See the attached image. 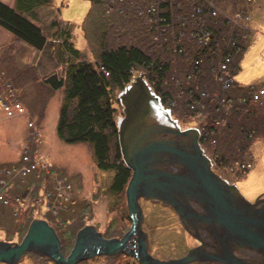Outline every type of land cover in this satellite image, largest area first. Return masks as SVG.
I'll return each mask as SVG.
<instances>
[{"label":"rangeland","instance_id":"1","mask_svg":"<svg viewBox=\"0 0 264 264\" xmlns=\"http://www.w3.org/2000/svg\"><path fill=\"white\" fill-rule=\"evenodd\" d=\"M32 1L34 9L24 15L47 37L48 45L43 50L0 26L1 242L22 244L30 221L45 220L58 233L67 257L75 248L78 234L86 227H97L106 239H123L132 227L127 192L111 191L115 171L98 166L90 143L68 144L60 137L58 128L62 109L68 104V87L66 83L56 90L48 82L53 77L66 82L68 72L81 62L99 69L103 51L123 46L142 49L159 63L158 70L169 64L162 86L171 92L175 103L164 107V113L175 123L167 121L164 114H159L155 122L180 126L183 131L196 127L193 130L199 132L200 146L219 174L238 184L247 201L253 202L264 194V0H169L167 6L166 0H98L96 3L51 0L45 4ZM0 2L16 8L18 4V0ZM162 3L168 7L165 11L172 9L174 15H185L190 24H182L184 18L170 28L153 24L159 18L157 13L159 9L162 11ZM180 5L184 6L182 13ZM199 5L206 13L203 14ZM209 18L217 24L215 33L207 26L211 25ZM240 20L241 24L237 23ZM159 21L167 20L159 18ZM175 26L182 31L185 28L190 37L177 38ZM152 27L155 31H151ZM149 28L150 35L146 33ZM235 33L237 43L232 37ZM217 35L223 45L214 43L213 37ZM198 36L208 46L216 45V54L209 50L207 56L200 58L201 65L196 66V57L201 53ZM236 55H240V61L235 71ZM105 72L109 77L110 72ZM154 72L147 67L132 70V80L126 89L141 80L154 96L168 103V97L161 98L160 94L164 93L154 89L149 81V74ZM230 90L235 91L236 97ZM124 92L117 87L111 93L116 124L127 117L122 100ZM192 95L197 96L198 104L190 101ZM174 105V109L169 108ZM193 105L199 107L193 110ZM251 125L253 128H249ZM252 129L257 132L253 133ZM230 133L234 136L226 140ZM205 136L212 143L202 145ZM237 162L252 165L251 172H242L243 167L238 170ZM88 181H92V186ZM141 201L146 215L141 226L149 233V252L155 259H180L201 245L184 230L172 208L163 202ZM134 240L130 249H135ZM245 251L253 253L252 260L236 254L250 263L264 261L258 252L248 249L238 252L246 256ZM16 264L56 262L48 256L28 252ZM77 264H139V261L120 252L115 256L96 255Z\"/></svg>","mask_w":264,"mask_h":264},{"label":"water","instance_id":"2","mask_svg":"<svg viewBox=\"0 0 264 264\" xmlns=\"http://www.w3.org/2000/svg\"><path fill=\"white\" fill-rule=\"evenodd\" d=\"M122 99L127 107V117L120 122L122 150L128 166L134 170L127 192L129 213L133 220L132 231L123 239L105 240L96 228L86 227L78 234L72 254L65 259L55 229L45 220H34L22 244L0 242V262L16 264L28 252H36L50 257L56 264H75L100 251L111 255L120 251L128 252L129 242L137 234L138 245L134 246L139 251L141 264H189L193 260L250 264L235 255L236 250L232 247L239 248L240 244L249 250L264 253V215H260L262 212L256 209L255 204L236 193V186L229 185L212 171V161L200 146L199 132L193 129L181 131L178 126H166L159 121L156 123L158 115L164 114L165 110H159L158 99L141 80ZM173 168L178 170L174 171ZM143 197L164 201L174 207L184 227L202 241L203 246L191 250L183 259L162 262L153 258L144 241L147 237L141 236L139 231L145 218L139 203V199ZM196 203L199 206L196 207ZM200 206L208 208L209 213L198 210ZM227 217L239 223L238 226L228 221ZM248 221H253L254 224L246 229ZM194 222L219 224L217 226L221 228V232L223 229L233 230L232 238L237 239L229 242L232 239L227 234L219 233V228L215 225L213 233L217 234L215 237L222 245L219 250L221 253L216 258L208 250L212 242L207 240V244L205 243L207 238L203 239V233L192 227ZM240 224L244 226L242 229ZM253 233L261 237H254ZM204 236L210 237L208 234ZM223 246L227 249H223Z\"/></svg>","mask_w":264,"mask_h":264},{"label":"trees","instance_id":"3","mask_svg":"<svg viewBox=\"0 0 264 264\" xmlns=\"http://www.w3.org/2000/svg\"><path fill=\"white\" fill-rule=\"evenodd\" d=\"M50 1L51 0H39V2L44 4L49 3ZM88 1L94 3L98 2V0ZM168 1L169 0H166L165 6H167ZM32 3V0H18L16 8L0 2V26L11 32L23 42L29 43L39 50H43L48 45L47 37H45L40 27L24 15L25 13L32 12L34 9ZM202 5L199 6L204 14L206 11ZM165 6L162 3L161 12L163 13V16L159 15V12L157 14L160 19L166 18L167 21H162L163 23L159 26L165 25L171 27L176 23L175 21H179L182 18H176L174 13H171V8V10L165 11L166 8H168ZM183 8L184 6L180 5L179 12L182 13ZM154 9L155 13L156 8ZM159 18H157V22L159 21ZM184 19L188 18L185 17ZM211 20L212 19L209 18L208 23L211 25L207 26H211L213 30H216L217 24ZM186 21L187 20L184 22L185 24ZM201 28H204V26ZM215 30L214 33L216 32ZM222 30L223 29H221V31ZM203 31H205V29ZM183 32L184 36L190 37L191 34L189 35L185 28L183 29ZM216 37L217 39H220L219 35L214 36L213 38ZM200 39L198 45L203 51H201L202 55L198 53L199 55L196 57L197 59L207 56L209 50L216 54V45L213 46L210 43V46H208L209 43L202 40V37ZM233 39L235 40L234 34ZM235 43H237V41H235ZM68 44L69 43L66 41L67 46H69ZM240 46L244 49L243 43H240ZM239 56L240 55H236L235 71L239 66ZM158 64L159 63H157L152 56L146 54L139 47L123 46L116 50L103 51L100 55L99 69L91 63L81 62L74 65V67L68 72L66 82L58 80L57 77H53L48 81L56 90L65 86L66 83L68 87V104L62 109L61 121L58 128L60 137L67 143L88 142L94 146L98 166L103 170L115 171L114 180L111 186V191L114 194L124 193L127 184L130 182L132 171L126 165L122 157L118 138V128L114 121L115 109L113 108V103L111 101V93L117 87L123 90L127 88L132 80V70H136L137 67L144 69L147 67V69L152 68L156 71L154 72V75L149 74V81L151 85H154V89L160 93H164L163 96L165 95V97L175 100L171 92H167L162 86V80L166 78L169 64L164 65L163 68L159 70ZM107 70L110 72L109 77L106 76L105 71ZM188 70L189 69H187V71ZM75 101H77L76 104H72V102ZM72 105L73 107H71ZM210 108L213 107L210 106ZM213 109L214 111L217 110L215 106ZM114 139L115 141L113 142Z\"/></svg>","mask_w":264,"mask_h":264},{"label":"bare ground","instance_id":"4","mask_svg":"<svg viewBox=\"0 0 264 264\" xmlns=\"http://www.w3.org/2000/svg\"><path fill=\"white\" fill-rule=\"evenodd\" d=\"M254 3V2H253ZM254 4H256V3H254ZM178 14H180V13H178ZM174 15L176 18H185L186 16L185 15ZM159 15H161V16H163V13H161L160 12V10H159ZM184 16V17H183ZM174 17V18H175ZM185 20H187V19H184V21L182 22V24H184V22H185ZM247 20H249V19H247ZM242 20H240V21H237V23H240ZM163 22L162 21H155L154 22V24H158L157 26H159L160 24H162ZM186 23L187 24H190L189 23V21H186ZM241 24V23H240ZM169 28H170V26H168ZM205 27V26H204ZM238 27V26H237ZM173 29H176V31L178 32V35L176 36L173 32H172V34H174V36H176L177 38H180V37H183L184 36V32L183 31H181L179 28H177L176 26H175V28H173ZM206 29V28H205ZM151 31H155L154 30V27H152V29H151ZM11 33V32H10ZM146 33L148 34V35H150V28L149 29H147V31H146ZM12 34V33H11ZM182 34V35H181ZM234 36H235V41H237L238 40V38H237V36H238V34L237 33H235L234 34ZM258 36V35H257ZM257 36H255V41H256V39H257ZM232 37H233V35H232ZM200 38V37H199ZM167 39V38H166ZM214 39V38H213ZM216 40H215V42L214 43H216V44H219V45H223V43L224 42H222V40H220L219 41V39H217V37L215 38ZM251 43V42H250ZM252 45H253V43L251 44V47H252ZM199 49V48H198ZM251 49V48H250ZM195 50V49H194ZM201 50V49H200ZM201 51H203V50H201ZM200 55H202L201 53H200ZM201 60L200 59H196L195 60V63L196 64H194V65H196L197 66V63H199L200 65H201ZM209 63V62H208ZM241 63V62H240ZM190 67H191V65H190ZM231 70V69H230ZM219 71H220V69H219ZM156 72V71H155ZM168 72H169V70H168ZM107 73V72H106ZM223 75V74H222ZM192 79H196V77H192ZM244 85V84H243ZM185 88H188L189 89V87L188 86H184ZM184 87H182V88H184ZM240 87V86H239ZM245 88H248L247 86H245ZM129 90H130V88L129 89H124V94H127L128 92H129ZM258 90V89H257ZM257 90H255V94H256V91ZM232 91V93L233 92H235L234 90H230V92ZM257 92H259V90L257 91ZM248 93V92H247ZM123 94V95H124ZM248 94H250V93H248ZM154 95V94H153ZM233 95L236 97V93H233ZM253 95V94H252ZM261 95V97L263 96V94H260ZM260 95L258 96V98L257 99H261V97H260ZM156 97V99H158V101H159V104H160V107H159V110H161L162 108L163 109H165L164 107H168V105L170 104H174L175 103V101L174 100H172L171 98L169 99V98H167L169 101H168V103L167 102H165V101H160L159 100V98L157 97V96H155ZM160 97L162 98L163 97V94H160ZM254 97H255V95H254ZM193 98V99H192ZM192 98L190 99V101L191 102H195V103H193V104H198L199 102H198V100H197V96L196 95H192ZM196 98V99H195ZM165 99V98H164ZM247 98H245L244 100H246ZM123 100V99H122ZM183 101L181 100L180 101V104L182 103ZM179 104V103H178ZM176 105V104H175ZM175 105L174 106H169V108H172V109H174L175 108ZM206 105H208V104H206ZM194 106V108H193V110H196L197 109V107H199L198 105H193ZM197 106V107H196ZM166 112V111H165ZM164 115H166L167 116V121H169V122H171V121H173L172 120V118L171 117H169L166 113H164ZM206 115H207V113H206ZM127 116V115H126ZM125 119V118H124ZM174 122V121H173ZM116 124V123H115ZM119 124V125H118ZM118 124H116V127L119 129L118 130V138H119V142H120V147H121V152H122V157H123V160L125 161V163H126V165H128L127 164V161L125 160L126 158H125V156H124V153H123V150H122V143H121V139H122V135H121V128H120V126H122L120 123H118ZM180 129H181V131H183L182 130V128L180 127V126H178ZM196 127H194V128H192V129H195ZM243 128V127H242ZM249 128H253V126L251 125ZM185 131H188V130H190V129H184ZM253 131V133L254 132H257L256 131V129H252ZM144 131V130H143ZM251 131V130H250ZM243 135V134H242ZM234 135L232 134V133H230L229 135H228V137H226V140H228V139H230L231 137H233ZM249 137V136H248ZM200 138V137H199ZM249 139H250V137H249ZM200 140V139H199ZM205 140H207V142L205 141ZM205 140H204V142H202L201 141V144L202 145H206V143H208V141L210 140L209 139V137L208 136H205ZM210 142V141H209ZM81 143V142H80ZM80 143H75V145H79ZM210 143H212V142H210ZM251 143H252V141H251ZM251 143H250V145H251ZM68 144H72V143H68ZM91 146H93L92 144H90ZM248 147H250V146H248ZM95 148H94V146H93V151H94V153H93V158L94 159H97V157H96V151L94 150ZM92 155V154H91ZM263 160H264V158H263ZM258 163H259V161H258ZM237 166H238V170H241V168H242V172H244V173H247V174H249V172H251V170L250 169H252L251 168V166H249V165H246V164H243V162L242 163H240V162H237V164H236ZM129 167V166H128ZM250 168V169H249ZM129 169L132 171V176L130 177V182L132 181V179H133V176H134V170H132L130 167H129ZM174 169V171H176V170H178V169H176V168H173ZM111 171H113V170H111ZM212 171L215 173V174H217L220 178H222L223 180H225V181H227L228 182V184L229 185H234V186H236V189H235V191H236V193L238 194V195H244V190H242L241 189V187L238 185V184H236L235 182H231V181H229V180H227V179H225L221 174H219L217 171H216V169H214V167H212ZM249 171V172H248ZM113 180H114V177H113ZM112 180V181H113ZM130 182L127 184V187L125 188V191L124 192H128V188H129V185H130ZM92 181H88V185L89 186H92ZM88 186V187H89ZM150 200V199H146V198H141V199H139V203H140V205H141V208H142V212H143V215H144V217L146 216L145 215V210H144V208H143V205H142V201L141 200ZM128 200V199H127ZM151 201H157V200H151ZM3 203H4V201H2ZM158 202H163L164 203V201H158ZM251 204H255L256 205V209L257 210H260L262 213L260 214L261 216L262 215H264V194H262V195H260L255 201H253V202H251V200L249 201ZM167 205V204H166ZM196 205V207L197 206H199L198 205V203H196L195 204ZM167 206H169L170 208H172L176 213H177V215L179 216V220H180V223L183 225V223H182V220H181V217H180V215H179V213L177 212V210L174 208V207H172L171 205H167ZM200 209V211L201 212H207V213H209V211H208V208H204V207H202V206H200V207H198V210ZM227 218H229V217H227ZM145 219V218H144ZM133 221V220H132ZM145 221V220H144ZM228 221H231L233 224H236L237 226H238V224L239 223H237L236 221L234 222V221H232L230 218H229V220ZM257 221V220H256ZM31 222H33V220H31L30 221V223H29V227H31ZM208 223H211V221L209 222V221H207ZM145 222H142V225L144 224ZM49 224V223H48ZM253 221L252 222H250V221H248V225H246L247 227H246V229H248L250 226L252 227L253 226ZM216 225V227H218L217 225H219V224H215ZM215 225H213V224H206V223H204V222H201V224H199V223H192V227L193 228H195V229H199L201 232V234L203 233V235H202V238L204 239V238H207L206 239V244H207V240H210V242H212V245L211 246H208V250H210V249H213V252L212 251H209V253H211L212 255H214L216 258H217V256H219L220 255V247L222 248V245H221V243H220V241L218 240V238H216L215 237V235H217V234H215L214 235V233H213V228H216L215 227ZM232 226V225H231ZM240 227H241V229L244 227L242 224H240L239 225ZM95 227V226H94ZM132 227H133V224H132ZM132 227L130 228V230L129 231H132ZM200 227V228H199ZM233 227V226H232ZM95 228H97V227H95ZM183 228H184V230H186L187 231V233L188 234H191L185 227H184V225H183ZM219 228V229H218ZM217 229L219 230V233H223V234H227V236H228V238L229 239H232V240H229V242H234L233 240L234 239H237V238H232V236H234L233 235V230H229V229H223V232H221V228L220 227H218ZM128 231V232H129ZM139 231H140V233H141V236H145V237H147V240H144L145 242H146V245H147V250H148V253L150 254V252H149V238H148V232L147 231H145L143 228H142V226L140 227V229H139ZM205 231H208V232H210V233H206V234H208L210 237L208 238L207 236H204V235H206L204 232ZM127 232V233H128ZM236 232V231H235ZM257 231H255V233H256ZM260 232V231H259ZM259 232H257V233H259ZM192 236H193V234H191ZM57 236H58V233H57ZM253 236L254 237H261V235L260 236H257V234H254L253 233ZM136 237V238H135ZM137 237H139L138 236V234L137 235H135L133 238L135 239L134 241H135V243L136 242H138V240H137ZM194 237V236H193ZM58 238H59V236H58ZM104 238V237H103ZM196 238V237H195ZM105 240H111V239H106V238H104ZM197 239V238H196ZM199 242H201V245L200 246H197V247H195V248H193V249H197V248H199V247H201V246H203V242L202 241H200L199 239H197ZM59 241H60V238H59ZM1 242V241H0ZM2 242H5V243H8V242H6V241H2ZM77 242V241H76ZM130 243H132V240H131V242H129V244ZM134 243V244H135ZM237 243H238V241H237ZM98 245V244H97ZM76 246V245H75ZM74 246V247H75ZM232 246H233V244H232ZM60 250H61V252H62V254L64 255V257H65V259L66 258H68L71 254H72V252H73V250H72V252H71V254L70 255H68L67 257L65 256V254H64V252H63V249H62V244H61V241H60ZM97 248V247H96ZM193 249H191V250H193ZM223 249H227V248H225L224 246H223ZM232 249H234V250H242V249H248L246 246H244V245H242V244H240L239 245V248H235V247H232ZM249 250V249H248ZM250 250H252V249H250ZM219 251V252H218ZM222 251V250H221ZM253 251V250H252ZM120 252H124V253H126V254H129L130 256H132V257H134V258H136L138 261H139V264H141V262H140V257H139V251L138 250H136V249H130L128 252H125V251H120ZM120 252H118L117 254H119ZM255 252H257V251H255ZM189 253H190V251H189ZM189 253L186 255V256H188L189 255ZM258 253H260V252H258ZM116 253L115 254H113L114 256L115 255H117ZM262 256H263V258H264V253H260ZM96 255H108V256H112L111 254H108V253H103V252H98V253H96L94 256H96ZM151 255V254H150ZM236 255V254H235ZM93 256V257H94ZM152 256V255H151ZM186 256H184L183 258H185ZM237 256V255H236ZM93 257H89V258H87V257H84V258H82L81 260H84V259H90V258H93ZM153 257V256H152ZM154 258V257H153ZM183 258H180V259H183ZM81 260H79V261H81ZM157 260H159V259H157ZM177 260V259H176ZM78 261V262H79ZM161 261V260H160ZM163 261H165V260H162V262ZM167 261V260H166ZM168 261H171V260H168ZM197 260H193V261H191L190 263H192V262H196ZM78 262H76L75 264H77ZM197 262H199V261H197ZM214 262H216V261H214ZM1 263V262H0ZM189 263V264H190ZM199 263H203V262H199ZM248 263H250V262H248ZM250 264H255V263H250ZM257 264H264V261L263 262H259V263H257Z\"/></svg>","mask_w":264,"mask_h":264},{"label":"flooded vegetation","instance_id":"5","mask_svg":"<svg viewBox=\"0 0 264 264\" xmlns=\"http://www.w3.org/2000/svg\"><path fill=\"white\" fill-rule=\"evenodd\" d=\"M238 251H241V250H236L235 254L237 253L239 256H242L244 258H246L248 261L252 260L253 258L251 257V254L253 253H250L249 251H245L244 253L246 254V256L242 253L240 254L241 252H238ZM236 254V255H237ZM255 258V257H254Z\"/></svg>","mask_w":264,"mask_h":264}]
</instances>
